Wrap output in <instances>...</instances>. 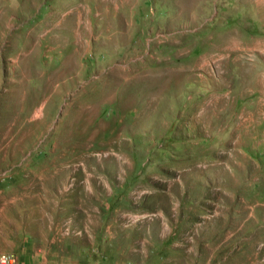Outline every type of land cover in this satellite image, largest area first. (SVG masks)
Returning <instances> with one entry per match:
<instances>
[{"label":"rangeland","instance_id":"1","mask_svg":"<svg viewBox=\"0 0 264 264\" xmlns=\"http://www.w3.org/2000/svg\"><path fill=\"white\" fill-rule=\"evenodd\" d=\"M0 254L264 264V0H0Z\"/></svg>","mask_w":264,"mask_h":264},{"label":"built area","instance_id":"2","mask_svg":"<svg viewBox=\"0 0 264 264\" xmlns=\"http://www.w3.org/2000/svg\"><path fill=\"white\" fill-rule=\"evenodd\" d=\"M13 258L7 254H0V264H13Z\"/></svg>","mask_w":264,"mask_h":264}]
</instances>
